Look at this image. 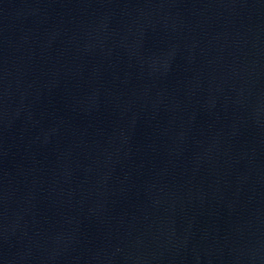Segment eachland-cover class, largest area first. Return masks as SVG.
Returning <instances> with one entry per match:
<instances>
[{
  "label": "water",
  "instance_id": "95a60500",
  "mask_svg": "<svg viewBox=\"0 0 264 264\" xmlns=\"http://www.w3.org/2000/svg\"><path fill=\"white\" fill-rule=\"evenodd\" d=\"M0 264H264V0H0Z\"/></svg>",
  "mask_w": 264,
  "mask_h": 264
}]
</instances>
